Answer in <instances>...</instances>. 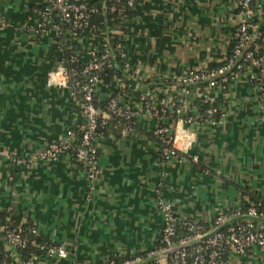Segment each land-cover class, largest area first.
I'll use <instances>...</instances> for the list:
<instances>
[{"label":"crops","instance_id":"crops-1","mask_svg":"<svg viewBox=\"0 0 264 264\" xmlns=\"http://www.w3.org/2000/svg\"><path fill=\"white\" fill-rule=\"evenodd\" d=\"M235 1L137 0L122 35L135 73L131 91L155 97L156 87L172 77L218 63L238 21ZM40 2L0 0V212L19 215L64 249L65 257L50 264H103L112 254L158 246L159 198L171 205L174 218L203 224L239 206V188L264 199V77L256 85L238 74L217 90L212 121L203 116L178 132L179 159L160 158L149 132L157 124L153 118L137 117L124 134L109 122L95 136L92 190L84 164L68 152L54 161L15 165L14 154H33L80 123L76 100L66 87L49 83L47 74L57 66L62 43H72L80 62L97 44L92 37L72 38L56 21L47 23ZM250 3L252 19H262L264 0ZM115 87L113 80L101 83L94 98L106 100ZM135 101L121 96L119 103L131 108ZM171 120L164 119L170 126ZM222 264H264V252L228 251Z\"/></svg>","mask_w":264,"mask_h":264},{"label":"built area","instance_id":"built-area-1","mask_svg":"<svg viewBox=\"0 0 264 264\" xmlns=\"http://www.w3.org/2000/svg\"><path fill=\"white\" fill-rule=\"evenodd\" d=\"M115 2L120 8L122 5L132 9L136 0H115ZM250 2L251 0L235 1L238 21L230 39L231 44L218 63L212 66L201 65L190 68L172 77L169 86L167 84L164 88L156 87L158 89L155 97L145 93L134 102L131 108H122L119 103L121 95L117 94L106 98L102 111L93 102L96 85L99 83L104 64H112L115 61L106 43L100 44L99 49L96 48L98 46L96 44L92 50L87 52L88 59L84 62L77 60L71 48V42L64 43L66 54L60 53L56 68L47 74V81L67 88L69 96L76 100L82 119L74 129L66 130L61 138L47 143L41 150L30 155L14 154L11 156V161L15 165H26L35 160L54 161L59 154L72 149L75 161L85 166L87 188L92 190L94 176L97 173L95 136L98 134V128H101L113 116H122L129 122L122 126L121 134L131 129L137 117L153 118L157 124L149 132L158 143L160 158L167 159L174 156L179 159L175 144L177 134L182 130L183 123L194 120V116L187 113L190 100L198 98L212 102L214 93L225 89L230 80L238 74L256 85L264 77V39L260 47L255 45L250 48L256 36L255 29L249 31L252 19ZM40 5L46 22L51 23L50 14L52 11L55 12L60 23L67 27L72 38L81 37L78 32L86 26L88 12L94 11L87 8L83 0H41ZM114 9L115 7L110 8V10ZM122 35L120 34L121 39ZM119 58L121 70L125 76L114 80L117 83L114 89L121 88L130 91L135 73L125 49L120 50ZM158 93L164 95L162 100H156ZM167 107L173 108L174 117L171 118V126L164 121L169 117ZM214 112V108H207L203 116L212 121ZM74 131L79 133L77 144H73ZM156 206L162 221L159 245L144 252L146 258L156 261L160 257H165L166 264H222L223 260L220 256L224 252L233 251L242 255L251 247H257L264 252V210L259 211L253 206H248L244 213H240V206H236L231 212H217L204 228L191 219L176 220L171 205L160 198L156 201ZM239 216H246L244 223H240L239 221L242 220L240 219L234 221L235 224L229 225L232 223L229 220ZM227 221L229 222L223 227V231L220 229L213 232ZM178 224L187 230V234L177 242H173L172 237ZM0 230L2 231L1 241L6 249L11 251L26 246L28 233H37L34 227L23 229L0 226ZM209 233L211 234L203 238ZM40 248H43V245ZM45 256L49 259H59L65 257V251L61 246L48 245L45 248ZM36 260H38L37 256H31L24 262L19 261L16 255L8 257L3 254L0 256V264H32ZM141 261L142 255L135 254L118 262L106 259L103 264H138Z\"/></svg>","mask_w":264,"mask_h":264},{"label":"trees","instance_id":"trees-1","mask_svg":"<svg viewBox=\"0 0 264 264\" xmlns=\"http://www.w3.org/2000/svg\"><path fill=\"white\" fill-rule=\"evenodd\" d=\"M137 1V0H136ZM87 8H91L94 11L88 12L87 17V24L85 27L79 31V36L81 37H92L96 40V43L98 46H96L97 49L101 48L100 44L103 45L106 43L107 47L110 49L109 52H111V56L114 57L115 61L112 64H104V67L100 73L99 83L107 84L111 80H115L116 78H123L125 75L121 70L120 65V58H119V52L120 50L124 51V48L122 46V39L120 38V34H124L127 31L129 23L127 22L131 13L132 9L129 7H125L121 5V8L118 7L115 0H89L86 2ZM111 7H115L114 10H110ZM121 9V10H118ZM50 18L52 21H56L60 24L61 30L63 28L67 29L65 25H62L60 23L59 17L56 15L55 12H51ZM255 29L256 36L252 42V45L250 48L254 47L255 45L261 46V43L264 39V17L262 19H251L250 20V28L249 31H252ZM113 31L112 33L108 31ZM120 33V34H119ZM231 41L229 42V46L231 44ZM66 45L62 43L61 45V52L65 55L66 54ZM103 47V46H102ZM71 48L73 49V45H71ZM213 64H209L208 66H212ZM171 84V82L168 83ZM121 95L122 97L125 96H131L134 97V100H138L139 95L136 91H129L124 89L116 88L112 91V93L109 96L112 95ZM108 96V97H109ZM215 97V96H214ZM164 98L163 94H157L156 100H162ZM106 99V98H105ZM94 104L96 107L102 111L104 108L105 100H96L93 99ZM157 103V102H156ZM188 110L187 113L194 116L195 120L202 119L203 115L205 113V110L207 108H214L215 111L218 110V102L217 99L214 98V100L211 102L207 100L202 99H192L190 100L188 104ZM173 109V108H172ZM169 107L166 108L167 114L170 116V118L174 117L173 111ZM111 122L113 125H119V128L121 129L123 125L128 124L129 122L123 118L122 116H113L110 120H107L106 123L101 127L98 128L97 133L103 134L106 130L107 124ZM74 142L73 144H77L79 140V133L77 131H74ZM93 143V142H92ZM74 146V145H73ZM68 152L70 158L72 161H74V152L72 149H68L67 151H64L63 153L59 154L58 157H62L64 154ZM97 155V153H96ZM58 159V158H57ZM81 164V163H80ZM82 165V164H81ZM85 169V166H84ZM240 195L242 198H244L240 203V213H244L246 208L248 206H253L255 209L259 211L264 210V199H262L260 196H258L257 193L250 192L246 188H239ZM178 220L177 218H175ZM244 219L240 220V223H244ZM199 225L203 226L204 228L207 227V223L203 224L201 222H197ZM235 222L230 223L229 225H233ZM0 226H6L8 228L12 227H21L23 229H27L32 227L27 222H21L19 215L11 214L9 211L6 212H0ZM224 228H221V231H223ZM187 234V230L178 224L175 227L174 236L172 237L173 242H177L178 239H180L182 236ZM2 235V231L0 230V237ZM28 241L26 243V246L22 249H17L14 253L10 252V250H4L2 241L0 239V256L3 254H6L8 257H12L13 255H16V257L19 259V261L24 262L27 261L31 256H37L38 260L33 261L32 264H50V261L52 259H49L45 256V248L48 245H53V242L48 240L47 238L40 236L39 234H27ZM43 245V248H40V246ZM159 245V243H158ZM226 252L221 254L220 259L223 260L225 257ZM139 255H142V261L138 264H155V260L151 258H146L144 253H140ZM131 256V255H130ZM129 256H118L115 254H112L107 258L108 260H112L113 262H118L121 259L127 258ZM47 258V263L40 262L41 259Z\"/></svg>","mask_w":264,"mask_h":264},{"label":"water","instance_id":"water-1","mask_svg":"<svg viewBox=\"0 0 264 264\" xmlns=\"http://www.w3.org/2000/svg\"><path fill=\"white\" fill-rule=\"evenodd\" d=\"M111 125V123H109V126ZM244 218H246V216H239V217H236V218H233V219H231V220H229L230 222H234V221H238V220H240V219H244ZM248 218H250V217H248ZM229 221H227V222H224L221 226H219L218 228H216L213 232H216V231H218V230H220L221 228H223ZM212 232V233H213ZM211 233H209V234H207L206 236H204L203 238H206L208 235H210ZM203 238H201V239H203ZM14 252H15V250H14Z\"/></svg>","mask_w":264,"mask_h":264},{"label":"rangeland","instance_id":"rangeland-1","mask_svg":"<svg viewBox=\"0 0 264 264\" xmlns=\"http://www.w3.org/2000/svg\"><path fill=\"white\" fill-rule=\"evenodd\" d=\"M101 83H97V85L96 86H98V85H100Z\"/></svg>","mask_w":264,"mask_h":264}]
</instances>
